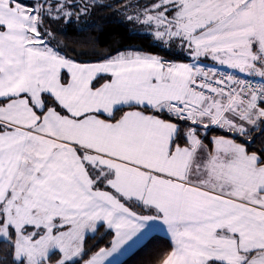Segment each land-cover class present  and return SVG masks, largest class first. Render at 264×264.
Segmentation results:
<instances>
[{"label":"snow or ice","instance_id":"snow-or-ice-1","mask_svg":"<svg viewBox=\"0 0 264 264\" xmlns=\"http://www.w3.org/2000/svg\"><path fill=\"white\" fill-rule=\"evenodd\" d=\"M136 244L264 264V0H0V264Z\"/></svg>","mask_w":264,"mask_h":264},{"label":"trees","instance_id":"trees-1","mask_svg":"<svg viewBox=\"0 0 264 264\" xmlns=\"http://www.w3.org/2000/svg\"><path fill=\"white\" fill-rule=\"evenodd\" d=\"M108 27L118 28L119 26L116 25L115 23H112V24L108 25ZM123 43H125V44L140 43V44H143L145 48H147L149 46L148 45V38L144 37V36H139V35H133L130 39H125L123 41ZM96 240H97V237H89L88 242H89V244H93L96 242ZM142 256H143V249H141V247H139L133 253H131L129 256H127L123 261H121L119 264H139Z\"/></svg>","mask_w":264,"mask_h":264},{"label":"crops","instance_id":"crops-1","mask_svg":"<svg viewBox=\"0 0 264 264\" xmlns=\"http://www.w3.org/2000/svg\"><path fill=\"white\" fill-rule=\"evenodd\" d=\"M162 235V234H161ZM140 247L139 244L133 245L124 255L120 256L119 259V263L121 261H123L127 256H129L131 253H133L136 249H138Z\"/></svg>","mask_w":264,"mask_h":264}]
</instances>
